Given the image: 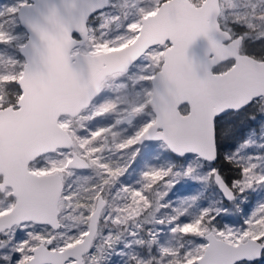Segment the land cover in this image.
Returning <instances> with one entry per match:
<instances>
[{"label":"snow or ice","instance_id":"6c2138e0","mask_svg":"<svg viewBox=\"0 0 264 264\" xmlns=\"http://www.w3.org/2000/svg\"><path fill=\"white\" fill-rule=\"evenodd\" d=\"M0 264H264V0L0 3Z\"/></svg>","mask_w":264,"mask_h":264},{"label":"rangeland","instance_id":"374dc122","mask_svg":"<svg viewBox=\"0 0 264 264\" xmlns=\"http://www.w3.org/2000/svg\"><path fill=\"white\" fill-rule=\"evenodd\" d=\"M3 3H7V2H11V0H5V1H2ZM1 3V2H0ZM185 193L181 192V193H178V195H184Z\"/></svg>","mask_w":264,"mask_h":264},{"label":"trees","instance_id":"16d2710c","mask_svg":"<svg viewBox=\"0 0 264 264\" xmlns=\"http://www.w3.org/2000/svg\"><path fill=\"white\" fill-rule=\"evenodd\" d=\"M2 1H5V0H0L1 3H3ZM7 3H10V2H7Z\"/></svg>","mask_w":264,"mask_h":264}]
</instances>
